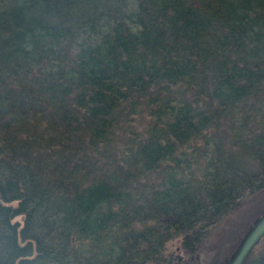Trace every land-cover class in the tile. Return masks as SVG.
Returning a JSON list of instances; mask_svg holds the SVG:
<instances>
[{
	"label": "trees",
	"instance_id": "trees-1",
	"mask_svg": "<svg viewBox=\"0 0 264 264\" xmlns=\"http://www.w3.org/2000/svg\"><path fill=\"white\" fill-rule=\"evenodd\" d=\"M264 186V0H0V264H193Z\"/></svg>",
	"mask_w": 264,
	"mask_h": 264
},
{
	"label": "rangeland",
	"instance_id": "rangeland-1",
	"mask_svg": "<svg viewBox=\"0 0 264 264\" xmlns=\"http://www.w3.org/2000/svg\"><path fill=\"white\" fill-rule=\"evenodd\" d=\"M238 264H264V186L242 200L197 245L193 264H230L257 231Z\"/></svg>",
	"mask_w": 264,
	"mask_h": 264
},
{
	"label": "water",
	"instance_id": "water-1",
	"mask_svg": "<svg viewBox=\"0 0 264 264\" xmlns=\"http://www.w3.org/2000/svg\"><path fill=\"white\" fill-rule=\"evenodd\" d=\"M260 231L257 230L244 244L243 246L240 248V250L238 251V253L236 254V256L234 257V259L232 260V262L230 264H238V262L240 261V259L242 258L243 254L245 253V251L247 250V248L250 246V244L253 242V240L257 237L258 233Z\"/></svg>",
	"mask_w": 264,
	"mask_h": 264
}]
</instances>
